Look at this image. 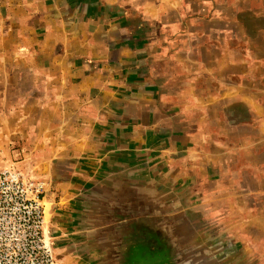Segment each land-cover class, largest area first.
I'll return each instance as SVG.
<instances>
[{"label": "crops", "instance_id": "obj_1", "mask_svg": "<svg viewBox=\"0 0 264 264\" xmlns=\"http://www.w3.org/2000/svg\"><path fill=\"white\" fill-rule=\"evenodd\" d=\"M132 9L0 0V147L43 183L59 263L264 264L229 229L261 223L214 202L228 146L206 126L210 95L168 91Z\"/></svg>", "mask_w": 264, "mask_h": 264}, {"label": "rangeland", "instance_id": "obj_2", "mask_svg": "<svg viewBox=\"0 0 264 264\" xmlns=\"http://www.w3.org/2000/svg\"><path fill=\"white\" fill-rule=\"evenodd\" d=\"M120 1L150 31L154 55L165 62L157 70L166 74L168 91L210 95L206 126L217 143L228 146L224 153L214 149L229 176L215 205L224 204L233 221L246 215L248 222L261 223L240 228L232 222L229 229L235 235L245 231L252 249L264 254V0ZM141 7L149 19L138 15ZM17 161L0 147V169L42 183ZM240 204L257 211L239 212Z\"/></svg>", "mask_w": 264, "mask_h": 264}, {"label": "built area", "instance_id": "obj_3", "mask_svg": "<svg viewBox=\"0 0 264 264\" xmlns=\"http://www.w3.org/2000/svg\"><path fill=\"white\" fill-rule=\"evenodd\" d=\"M42 186L0 169V264H59L45 227Z\"/></svg>", "mask_w": 264, "mask_h": 264}]
</instances>
